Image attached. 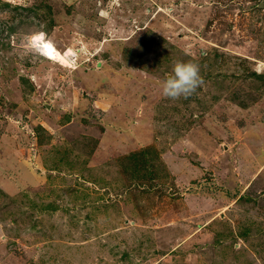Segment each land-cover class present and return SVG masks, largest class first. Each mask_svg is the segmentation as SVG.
<instances>
[{
	"label": "rangeland",
	"instance_id": "rangeland-1",
	"mask_svg": "<svg viewBox=\"0 0 264 264\" xmlns=\"http://www.w3.org/2000/svg\"><path fill=\"white\" fill-rule=\"evenodd\" d=\"M0 264H264V0H0Z\"/></svg>",
	"mask_w": 264,
	"mask_h": 264
},
{
	"label": "clouds",
	"instance_id": "clouds-1",
	"mask_svg": "<svg viewBox=\"0 0 264 264\" xmlns=\"http://www.w3.org/2000/svg\"><path fill=\"white\" fill-rule=\"evenodd\" d=\"M26 40L30 51L39 56L49 58V49L54 51L52 41L43 30L32 33L26 37ZM202 84L203 78L197 63L177 61L174 63L171 72L162 81V95L170 100H177L181 97L187 99Z\"/></svg>",
	"mask_w": 264,
	"mask_h": 264
},
{
	"label": "bare ground",
	"instance_id": "bare-ground-1",
	"mask_svg": "<svg viewBox=\"0 0 264 264\" xmlns=\"http://www.w3.org/2000/svg\"><path fill=\"white\" fill-rule=\"evenodd\" d=\"M48 60L51 61H55V62H60V63H64L66 58L64 55L60 54L59 51L55 48L54 46V51L53 49H49V58H46Z\"/></svg>",
	"mask_w": 264,
	"mask_h": 264
}]
</instances>
